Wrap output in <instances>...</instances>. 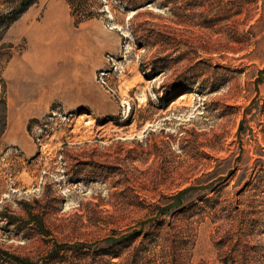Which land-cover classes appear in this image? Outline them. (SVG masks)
<instances>
[{"label": "rangeland", "instance_id": "obj_1", "mask_svg": "<svg viewBox=\"0 0 264 264\" xmlns=\"http://www.w3.org/2000/svg\"><path fill=\"white\" fill-rule=\"evenodd\" d=\"M192 1L35 0L0 21V249L223 264L230 228L264 264V0Z\"/></svg>", "mask_w": 264, "mask_h": 264}, {"label": "trees", "instance_id": "obj_2", "mask_svg": "<svg viewBox=\"0 0 264 264\" xmlns=\"http://www.w3.org/2000/svg\"><path fill=\"white\" fill-rule=\"evenodd\" d=\"M17 3H15L14 7L10 8L6 11V13H3V15L0 16V21H10L12 20L19 12L24 10L29 4L34 2L35 0H16ZM138 2H133L132 6L133 8L138 7ZM189 6L193 5H203V2L201 0H193L191 3L188 2ZM226 7L221 6V9H224ZM88 12V11H87ZM229 14H225V17ZM183 90V89H180ZM4 83L3 80L0 78V134L4 129V123H5V100H4ZM181 91H176L175 95L179 94ZM253 179H264V170H261L260 172H257L254 174ZM182 193V192H181ZM205 203H208L209 207L214 208L217 204H219V199L217 196H206L203 198ZM2 217H5V215H1ZM9 217L8 215H6ZM220 215H216L218 217ZM223 217V215H222ZM37 223L40 224V221L36 219ZM232 231L227 229L224 234L218 239V241L215 243L217 246H226L227 249L223 252H221V262L223 264H248L247 258L248 254L251 253V249L249 250H243L238 249L237 245L239 244L240 236L237 235L232 236ZM237 238V239H235ZM233 240V242H231ZM264 246V244L262 245ZM0 253L3 254V256H6L8 258H11L14 263L16 264H31V261H29L26 258H22L13 254L8 253L5 249H0ZM264 256V255H263Z\"/></svg>", "mask_w": 264, "mask_h": 264}]
</instances>
